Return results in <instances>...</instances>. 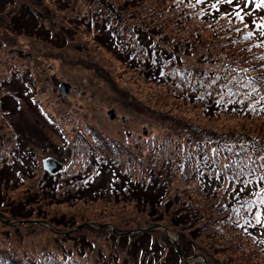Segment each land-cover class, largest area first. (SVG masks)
Returning <instances> with one entry per match:
<instances>
[{"label":"rangeland","instance_id":"rangeland-1","mask_svg":"<svg viewBox=\"0 0 264 264\" xmlns=\"http://www.w3.org/2000/svg\"><path fill=\"white\" fill-rule=\"evenodd\" d=\"M233 6L0 0V264H133L135 246L142 264L145 234L194 264H264V54ZM155 173L159 191L133 180Z\"/></svg>","mask_w":264,"mask_h":264},{"label":"trees","instance_id":"trees-1","mask_svg":"<svg viewBox=\"0 0 264 264\" xmlns=\"http://www.w3.org/2000/svg\"><path fill=\"white\" fill-rule=\"evenodd\" d=\"M228 1H230V0H228ZM239 1H241L242 2V7H241V11L238 9V8H236V7H234L233 6V8L235 9V13H234V16H236V14L237 13H239V16H242V19H243V21H245V22H249L250 21V19H251V17H255L256 18V25L259 27V29H255V28H252V30H250L249 31V33H250V35L251 36H249L248 37V39H250L251 40V42H250V46H251V49L252 50H254V51H259V49H263L262 50V53L264 54V45H262L261 43H263L262 41L260 42V40L262 39V40H264V0H239ZM213 11H215V8L214 7H210ZM210 12L211 14H214V12ZM257 11V12H256ZM255 12V13H254ZM218 13H221V12H218ZM256 13H262V14H256ZM247 15V21H246V19H244V16H246ZM233 16V17H234ZM213 17H215V16H213ZM231 23H234V22H231ZM253 25V24H252ZM254 27H255V25H253ZM253 30H255L254 32H252ZM259 39V40H258ZM260 43V44H259ZM259 45V46H258ZM246 46V44L244 45V47ZM249 58V56H247L246 57V59H248ZM158 63V68H160L161 67V63H160V61H158L157 62ZM217 76H219V75H217ZM219 77H222L221 75L219 76ZM263 79V78H262ZM251 80H252V78L251 77H248L246 80H244L243 81V83H245V85H248V86H250L251 87V85H250V82H251ZM224 82H222V84H223ZM228 86H226L225 85V83L223 84V90H227V91H231L229 88H227ZM232 89V91L231 92H233V94L235 93V89H233V88H231ZM214 98H216V95L214 96ZM217 98L216 99H214L213 100V102L215 101V102H217ZM233 140H235L236 142H237V139H233ZM238 143V142H237ZM239 144V143H238ZM174 148V150H172V151H174V155H178L179 153H180V151H182L185 155H186V158H187V160L189 161H192L193 159L195 160V159H201V158H204L202 155L207 151V150H211L212 149V147H214V143L212 142V143H210L209 144V146L206 148V147H204V148H199L200 147V145H196L195 144V146L194 147H192V151L190 150V148L189 147H186V146H182V147H180V148H182V149H179L178 147L179 146H173ZM239 147H240V150H239V152L237 153L238 155L240 154V155H242L240 152L242 151V152H244L245 153V151H243V149H242V147H241V145L239 144ZM230 147H226V149H228V151H226L227 153H233L234 152V149H231V151H230V149H229ZM28 152H31V150L30 149H28ZM212 152V151H211ZM168 153H169V151H168ZM169 154H171V153H169ZM237 154L235 155V156H237ZM30 155V154H29ZM230 156H232V155H230V154H227L226 155V158H228V157H230ZM169 157V156H168ZM168 157H166V158H168ZM246 158H247V156H245ZM210 156H209V160H210ZM204 160H206V159H204ZM229 163H232L230 160H227ZM238 161V156H237V160H236V162ZM20 162V161H19ZM164 162L166 163L167 161L166 160H164ZM235 162V163H236ZM12 163H14V162H12ZM186 163H188V162H186ZM205 163H213L211 160H210V162L207 160V162H205ZM238 165V169H239V171H240V163H236V166ZM197 167V170H198V172H200L201 171V169L199 168V166H196ZM216 167V165H213L212 167H208V169H209V171H211V172H213L214 171V168ZM220 167V170L218 171V170H215L216 171V176H210V178L215 182V185H217V184H219L220 183V181H221V178L218 176L219 174H222L223 175V177H224V175H225V173H229L228 172V168L226 167V165H220L219 166ZM104 168H106V167H104ZM112 168H114V167H112ZM237 171V170H236ZM103 172V169L101 168V172L100 173H102ZM231 172V171H230ZM250 173H251V171L249 170V171H247V176L248 175H250ZM46 174V173H45ZM231 174H232V172H231ZM48 175H50V174H46V176L47 177H50V176H48ZM126 175H128L127 173H126ZM209 175V174H208ZM5 176H7V181H9V179H10V177H9V174L8 175H5ZM12 176V175H11ZM129 176V175H128ZM206 176V175H205ZM230 176H232V175H230ZM12 178H13V176H12ZM208 178L206 177V179H205V181L207 180ZM122 180H124L123 181V183L121 182ZM134 180V182H135V184H138V185H142L143 187H144V189L145 190H147V189H149L153 184L155 185H157V187H158V191L159 190H161V188H163L162 186H163V184H164V182L162 181V179L160 178V175L159 174H157V173H155V177H149V179L147 180V181H143V180H135V179H133ZM101 181V182H100ZM102 183H104V179L103 178H101L99 181H98V183H97V185L98 186H100V185H102ZM117 184L118 185H120V186H122V187H124V186H126L127 184H130V185H134L133 183H131L129 180H128V178H127V176H120V178H119V180H118V182H117ZM86 188V190H88V191H93L92 190V187H90V188H87V187H85ZM132 188V190L134 191H139V190H137L136 188H134V187H131ZM103 189V188H102ZM1 191L3 192V190L1 189ZM94 192V191H93ZM140 192V191H139ZM4 193V192H3ZM142 194H146V193H144V192H140L139 193V195H142ZM135 198V197H134ZM141 199H151V198H149V195H147V196H145V195H143V196H141L140 197ZM144 231H146V230H144ZM144 233H149L148 231H146V232H144ZM143 233V234H144ZM147 234H145V238H146V240H147V244L144 246L143 245V247H145L146 248V250H148V252H146V254H144V256H143V263L142 264H154L155 262H156V260H159V262H160V264H194V261H191V259L189 258V255L187 254H185V255H183V253H182V251L181 250H179V248H177L176 246H171V248H170V246H169V244L170 245H172L170 242H169V240H167L168 242H169V244L168 245H166V243H159V242H157L156 241V243L154 242V240L152 241L151 239H150V236H146ZM134 237L135 236H137V233H134V235H133ZM149 237V238H148ZM114 238H117V237H115L114 236ZM119 238V237H118ZM121 238H126V236H123V235H121V237H120V239ZM152 238V237H151ZM148 239H149V241H148ZM121 241H123V240H121ZM136 241V240H135ZM137 241H139V240H137ZM141 241V240H140ZM139 241V242H140ZM152 241V242H151ZM142 242V241H141ZM122 244V242H120V245ZM135 245H137V243H134ZM142 243H140V245H141ZM114 245H116V246H118L117 245V243H115ZM142 247V250L143 249H145V248H143ZM151 247V248H150ZM135 248H136V251L133 253L135 256H136V259H137V257H138V260H136V261H133V264H138L139 263V258L141 257V254H139L138 252H139V248L137 247V246H135ZM116 254V256H118L119 254L118 253H115ZM150 255L151 256V261L149 262V263H146V255ZM132 261H130V263H131ZM138 262V263H137ZM52 263V262H51ZM82 262H80V261H78V264H81ZM83 264V263H82Z\"/></svg>","mask_w":264,"mask_h":264},{"label":"water","instance_id":"water-1","mask_svg":"<svg viewBox=\"0 0 264 264\" xmlns=\"http://www.w3.org/2000/svg\"><path fill=\"white\" fill-rule=\"evenodd\" d=\"M46 164L49 166H46V167H48L50 170H57V169H60L62 166H63V164H61V163H58V162H56L55 161V159H50V160H48L47 162H46ZM57 167V168H56Z\"/></svg>","mask_w":264,"mask_h":264}]
</instances>
